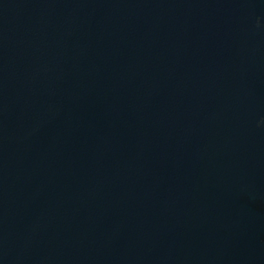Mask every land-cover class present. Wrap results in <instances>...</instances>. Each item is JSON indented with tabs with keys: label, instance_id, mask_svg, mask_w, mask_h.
<instances>
[{
	"label": "water",
	"instance_id": "obj_1",
	"mask_svg": "<svg viewBox=\"0 0 264 264\" xmlns=\"http://www.w3.org/2000/svg\"><path fill=\"white\" fill-rule=\"evenodd\" d=\"M0 264H264V0H0Z\"/></svg>",
	"mask_w": 264,
	"mask_h": 264
}]
</instances>
